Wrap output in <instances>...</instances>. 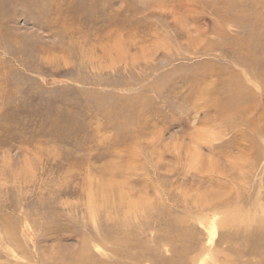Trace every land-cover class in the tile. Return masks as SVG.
Wrapping results in <instances>:
<instances>
[{"label": "rangeland", "instance_id": "obj_1", "mask_svg": "<svg viewBox=\"0 0 264 264\" xmlns=\"http://www.w3.org/2000/svg\"><path fill=\"white\" fill-rule=\"evenodd\" d=\"M205 245L264 264V0H0V264Z\"/></svg>", "mask_w": 264, "mask_h": 264}, {"label": "bare ground", "instance_id": "obj_2", "mask_svg": "<svg viewBox=\"0 0 264 264\" xmlns=\"http://www.w3.org/2000/svg\"><path fill=\"white\" fill-rule=\"evenodd\" d=\"M214 182V181H213ZM215 189V188H214ZM204 207V206H203ZM145 208V207H144ZM201 211V210H200ZM199 214V213H198ZM228 222V221H227ZM233 228V227H232ZM205 244V243H204ZM165 245V244H164ZM203 246V245H202ZM213 247V246H212ZM215 247V246H214ZM206 248V245H205ZM216 250V248H214ZM219 249V248H218ZM217 252V251H216ZM220 254V253H219ZM214 250L209 246L204 249L198 257L194 260L193 264H222L215 256ZM218 256V255H217ZM259 257V256H258ZM260 258V257H259Z\"/></svg>", "mask_w": 264, "mask_h": 264}]
</instances>
